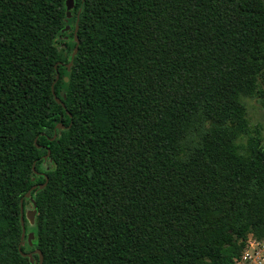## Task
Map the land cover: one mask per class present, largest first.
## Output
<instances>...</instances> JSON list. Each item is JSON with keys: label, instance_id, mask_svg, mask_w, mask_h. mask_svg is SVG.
I'll return each instance as SVG.
<instances>
[{"label": "trees", "instance_id": "trees-1", "mask_svg": "<svg viewBox=\"0 0 264 264\" xmlns=\"http://www.w3.org/2000/svg\"><path fill=\"white\" fill-rule=\"evenodd\" d=\"M71 15L0 0V264H31L22 200L37 214L21 251L43 264H234L264 240L246 102L264 106V0H74Z\"/></svg>", "mask_w": 264, "mask_h": 264}, {"label": "water", "instance_id": "water-1", "mask_svg": "<svg viewBox=\"0 0 264 264\" xmlns=\"http://www.w3.org/2000/svg\"><path fill=\"white\" fill-rule=\"evenodd\" d=\"M74 8V0H67V11H68V18L70 19L72 17L71 15V11L73 10ZM78 25H76V29H75V40L77 42L76 44V47L74 49V52L72 54V58L74 59L75 56L77 55L78 53V50H79V40H78V36H77V32H78ZM67 31H70V27H67ZM73 62H71L68 67L70 68L71 65H72ZM58 66V65H57ZM56 66V67H57ZM66 81H68V78H66ZM55 98H56V101L59 103V104H62L64 106V104L61 102V99L58 98L56 95H55ZM65 127L63 124H59L57 126V130L61 131V130H64ZM57 137V135L54 136L53 140H55ZM50 156H51V152L48 151V154L44 157V162L46 161H50ZM47 171V170H46ZM44 175V174H43ZM48 181L49 179L46 177V182L44 184H42L41 186H34L25 196L26 199H31V194L33 192V190H36L37 188H39L40 190H43L46 188L47 184H48ZM32 200V199H31ZM23 201L22 200V206H21V212H22V216H21V222H22V227H23V234H22V240H21V244H20V252L21 254L23 255V257H26V258H29L30 261H31V264H35V258L34 256L35 255H38L39 258H40V261H39V264H43L44 263V256L42 254V252L40 250H34L32 252H28V253H24L21 251V247L23 246L26 238H27V242L30 246H32V243H33V240H34V233H28L27 234V229H26V226H25V217L27 219V221L29 222V225L30 227H33L34 224H35V217H36V209H33L32 211H29V212H25V208L23 206ZM32 202L34 203V201L32 200Z\"/></svg>", "mask_w": 264, "mask_h": 264}, {"label": "rangeland", "instance_id": "rangeland-1", "mask_svg": "<svg viewBox=\"0 0 264 264\" xmlns=\"http://www.w3.org/2000/svg\"><path fill=\"white\" fill-rule=\"evenodd\" d=\"M246 102L248 106V118L251 122L252 128H260L261 133L264 137V106H262L258 101L253 100V99H247ZM50 167H51V162L48 160L42 164L41 169L43 171H46ZM32 210H33L32 203L31 202L27 203L25 212L27 213ZM27 233H28V229H27ZM255 242L256 240L250 236L248 243L255 244ZM26 243H27V240H25L23 246L26 245ZM263 243H264V240H263ZM249 249H250V253L252 254L255 250V246L249 247Z\"/></svg>", "mask_w": 264, "mask_h": 264}, {"label": "built area", "instance_id": "built-area-1", "mask_svg": "<svg viewBox=\"0 0 264 264\" xmlns=\"http://www.w3.org/2000/svg\"><path fill=\"white\" fill-rule=\"evenodd\" d=\"M254 246H255V250L251 254L249 247H254ZM234 264H264V243L263 241L256 240L255 244L248 243L243 254L234 261Z\"/></svg>", "mask_w": 264, "mask_h": 264}]
</instances>
